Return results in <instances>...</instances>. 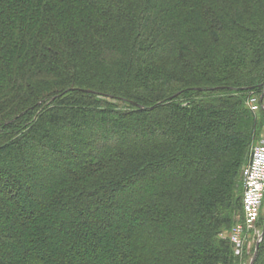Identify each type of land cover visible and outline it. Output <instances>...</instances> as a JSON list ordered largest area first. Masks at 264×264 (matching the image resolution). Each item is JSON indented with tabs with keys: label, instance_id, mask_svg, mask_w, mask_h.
Masks as SVG:
<instances>
[{
	"label": "trees",
	"instance_id": "16d2710c",
	"mask_svg": "<svg viewBox=\"0 0 264 264\" xmlns=\"http://www.w3.org/2000/svg\"><path fill=\"white\" fill-rule=\"evenodd\" d=\"M263 130L264 0H0V264H241Z\"/></svg>",
	"mask_w": 264,
	"mask_h": 264
},
{
	"label": "built area",
	"instance_id": "2783aa9c",
	"mask_svg": "<svg viewBox=\"0 0 264 264\" xmlns=\"http://www.w3.org/2000/svg\"><path fill=\"white\" fill-rule=\"evenodd\" d=\"M248 105L252 111H258V98L251 97ZM242 178L244 187L242 217L239 222L235 223L230 234V241L235 246L237 256H240L249 234L256 232L264 206V136L252 148L250 160L243 169ZM259 241H261L260 235Z\"/></svg>",
	"mask_w": 264,
	"mask_h": 264
},
{
	"label": "rangeland",
	"instance_id": "374dc122",
	"mask_svg": "<svg viewBox=\"0 0 264 264\" xmlns=\"http://www.w3.org/2000/svg\"><path fill=\"white\" fill-rule=\"evenodd\" d=\"M263 136H264V130H263L262 134L259 136L256 144L260 141V139ZM261 215H262V218H263L264 217V206H263ZM241 217H242L241 212L236 213L235 214V221L239 222L241 220ZM260 219H261V216H260ZM259 222H260V220H259ZM259 222L257 223L256 232L249 234V236L247 237V241L245 242V244L243 245V247L241 249V254L239 256L240 259H241V264H251V261H252L254 255H255L256 246L258 244H260V242L263 239L262 222H260V224H259ZM232 229L228 230V231H224L221 234V238L230 239V234H231ZM259 235L261 236V241H259Z\"/></svg>",
	"mask_w": 264,
	"mask_h": 264
},
{
	"label": "water",
	"instance_id": "95a60500",
	"mask_svg": "<svg viewBox=\"0 0 264 264\" xmlns=\"http://www.w3.org/2000/svg\"><path fill=\"white\" fill-rule=\"evenodd\" d=\"M177 96V95H176ZM176 96H174V97H176ZM173 97V98H174ZM258 248H259V244L256 246V251H255V255H254V257H253V259H252V261H251V264H255V261H256V258H257V254H258Z\"/></svg>",
	"mask_w": 264,
	"mask_h": 264
}]
</instances>
